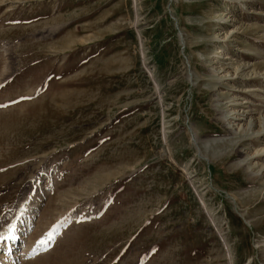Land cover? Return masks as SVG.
Segmentation results:
<instances>
[{
    "label": "rangeland",
    "instance_id": "obj_1",
    "mask_svg": "<svg viewBox=\"0 0 264 264\" xmlns=\"http://www.w3.org/2000/svg\"><path fill=\"white\" fill-rule=\"evenodd\" d=\"M11 230L0 264H264V0H0Z\"/></svg>",
    "mask_w": 264,
    "mask_h": 264
},
{
    "label": "bare ground",
    "instance_id": "obj_2",
    "mask_svg": "<svg viewBox=\"0 0 264 264\" xmlns=\"http://www.w3.org/2000/svg\"><path fill=\"white\" fill-rule=\"evenodd\" d=\"M139 34V33H138ZM167 148V147H166ZM31 221L27 222L25 226V228L23 230H21V232H25L28 233L31 231ZM249 223V222H248ZM5 240L3 241L4 245L0 247H4L6 253L8 255H10L11 259L14 258V254H13V249H17L20 245H21V239L22 237L20 236L18 231H9L6 235H5ZM223 239V238H222ZM223 241H225V239H223ZM227 241V240H226ZM261 242V241H260ZM225 244V243H224ZM260 246V252L262 253V256L264 257V241H262ZM227 245V244H226ZM27 248L25 246H22V249L20 250V255H27ZM44 251V250H43ZM229 253V252H228ZM16 257V256H15ZM232 260V259H231ZM233 262V261H232ZM231 263V262H230Z\"/></svg>",
    "mask_w": 264,
    "mask_h": 264
},
{
    "label": "snow or ice",
    "instance_id": "obj_3",
    "mask_svg": "<svg viewBox=\"0 0 264 264\" xmlns=\"http://www.w3.org/2000/svg\"><path fill=\"white\" fill-rule=\"evenodd\" d=\"M42 243H46V242H42Z\"/></svg>",
    "mask_w": 264,
    "mask_h": 264
}]
</instances>
